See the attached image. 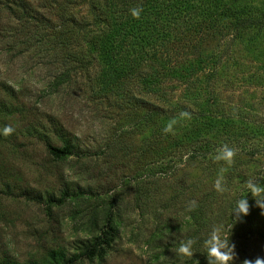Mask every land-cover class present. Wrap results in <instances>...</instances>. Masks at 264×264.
Instances as JSON below:
<instances>
[{
  "label": "rangeland",
  "instance_id": "1",
  "mask_svg": "<svg viewBox=\"0 0 264 264\" xmlns=\"http://www.w3.org/2000/svg\"><path fill=\"white\" fill-rule=\"evenodd\" d=\"M27 1L41 14L52 11L56 19L54 6L49 5L53 0ZM72 1L77 2L74 11L86 8L82 0ZM212 1L192 0L206 10ZM219 1V7L250 10L253 13L243 16L257 17V24L235 36L227 27L231 18L204 27L209 20L202 10L195 26L198 34L188 36L172 25L167 27L171 36L167 52L174 50L177 55L172 54L168 67L180 70V76L168 74L155 87L186 109L193 105L186 101L190 96L184 99V95L208 92L211 99L201 100L203 106L214 108L221 103L224 113L244 116L233 122L229 133L221 123L214 131L201 129L203 120L186 115L148 117L152 103L165 102L159 100L160 92L139 93L131 80L126 86L142 102L134 96L125 98L123 93L121 98L90 94L87 83L94 77L86 71L76 76L72 72L68 83L53 88L51 80L59 66L48 49L21 53L15 48L6 51L0 44V101L10 102L13 110L0 117V264L13 259L20 263L40 260L50 250L76 253L82 242L98 233L107 217L113 219L116 236L106 254L81 258L75 264H167V229L176 242L187 238L190 232H184L182 225L177 229L176 221L185 217L191 202L208 192L212 196L208 201L210 216L214 220L223 217L226 228L222 229L233 228L226 208L231 197L246 196L249 212L242 217L246 225L236 224L235 232L252 225L264 230V204L259 207L256 203L264 199V0ZM2 20L10 21L6 28L18 25L12 19ZM197 36L196 41L190 40ZM151 62L142 60L135 73ZM169 124L171 132L164 133L162 129ZM5 126L13 128L7 136L3 134ZM198 126L201 136L215 143L207 162L187 161L186 156L177 154L191 138L184 132ZM62 135L74 145V155L54 161L44 140L58 145ZM180 141L185 143L177 145ZM225 145L234 152L230 162L216 160ZM249 149L256 155L243 152ZM169 155L173 156L172 165H167ZM218 180L222 190L215 187ZM250 180L262 191L246 192ZM49 197L59 201L49 202ZM106 206L111 213L105 215ZM249 216L253 221L248 223ZM253 231L248 240L239 234L232 238L244 241L248 250L233 264L253 261L251 256L264 259V233ZM239 242L236 246L241 249Z\"/></svg>",
  "mask_w": 264,
  "mask_h": 264
},
{
  "label": "trees",
  "instance_id": "2",
  "mask_svg": "<svg viewBox=\"0 0 264 264\" xmlns=\"http://www.w3.org/2000/svg\"><path fill=\"white\" fill-rule=\"evenodd\" d=\"M82 2L86 8L78 13L74 11L76 1H50V8L54 6L55 19L52 11L48 10L46 14H41L38 9L30 4V1L0 0V44L4 45L5 50L15 48L17 52L21 53L28 50L44 53V50L48 49L50 51L49 56L59 66L51 80L53 88L68 83L71 77L76 76L79 72L92 73L94 79L87 83V89L94 96L117 95L118 98H121L120 95L123 93L125 98L131 99V96L134 95L130 90L131 88L126 86L129 80L132 84L136 83L140 90L139 93H154L156 95L160 89L155 86L164 82L165 76L171 74V76L169 75L171 78L173 75L179 77L180 70L169 69L168 67L172 54L175 55L174 57L177 55L174 50L167 52L166 43L171 39L170 30L167 27L172 25L174 30L176 29L177 32L188 36L190 33L198 34L195 26L199 21V11L204 10L208 14L209 22H206L204 26L208 28H211V25L220 18L221 20L223 17L231 18L227 27L235 36H239L245 29L255 26L256 20H259L257 17H251V15L243 16L245 13H253L250 10L249 12L237 11L230 7L225 8L222 4V7H219V0L212 1L208 6L211 9L207 7L208 11L205 6L195 5L192 0H82ZM133 8L142 9L139 18L131 16L130 10ZM3 17L14 20V23L18 25L14 29L13 27L6 28L11 23L10 21L9 24L8 21H3ZM181 23L184 24V27ZM192 39L190 40L194 42L198 36ZM146 58L152 59L153 62L149 63L145 70L140 69L135 73V69ZM200 87L205 90L202 85ZM207 93L198 90L192 92L191 95H184V99L190 96L186 101L193 105V109H186L178 103L179 101L166 98V95L160 92L158 94L161 96L159 100L165 104L152 103L148 117L157 119L161 114L167 116L180 114L182 117L186 115L188 118L203 120L201 129L206 128L209 132L214 131L216 124L221 123V128L229 133L233 122L236 123L239 116L241 118L244 116L235 115L234 112L224 113L225 110L222 109L224 105L221 103L215 105L214 108L203 106V101L211 99L210 94ZM202 95L204 99L201 97ZM214 96L217 98L218 95L214 94ZM214 96H212L213 102L216 101ZM132 98L142 102V99H137L135 96ZM10 104L8 101H0V117L6 116L8 112L13 113V110H10ZM167 108L174 112H168ZM190 131L188 134L184 132L187 137H191L188 139L190 141L178 142L177 145L185 144L177 154L186 156L187 161L197 159L207 162L208 154H213L212 150H214L215 143L201 136L199 126ZM61 138L62 140L58 145L49 142L48 139L44 140L46 152L54 161H64L74 155V145L70 140H65L63 135ZM229 139L232 141L233 138ZM243 152H248L247 154L251 157L256 155L254 149ZM172 155L167 156V165L169 162L172 165ZM174 169L173 173H175ZM261 180H264V176L261 177ZM246 188V192H249L248 185ZM210 195L208 192L204 198L195 202L191 211L188 210L191 205L185 208V217L182 215L176 221L175 227L177 229H180L182 225L184 232H190L187 238L184 237L182 241L176 242V236L167 229V264H209L207 249L210 245L208 242H215L217 239L221 242H228L222 250L233 255V259L228 261V264H233V260L242 255V258L245 257L248 252L244 241L232 239L234 235L239 234L242 240H248L252 236L253 230H257L256 233L260 235L264 233L263 229H257L256 226L252 227L253 225L247 230L241 226L239 231H246L243 235L242 232H235V225L242 223V219L235 221L232 214L234 202L238 198L235 196L231 197V201L226 207L230 214L229 226L233 225V228L222 229L226 226L223 217L220 216L218 220H214L210 216L208 203L212 200ZM48 201H59V199L49 197ZM109 207L106 206L105 212L108 213L105 215L111 213ZM176 218L178 219V216H175ZM95 219L92 217V220ZM252 221L249 216L248 223ZM217 222L216 229L220 230L216 231L213 225ZM169 225L167 223V227ZM242 225H246V223H242ZM98 229V233L92 234L88 241L81 243L82 245L78 247L76 253L68 255L62 249L50 250L40 260L34 259L27 263H20L13 259L2 261L1 264H75V260L81 258L89 260L102 258L115 239L116 227L113 226V219L107 217ZM213 230H215V236H212ZM235 236L238 237V235ZM189 238L194 241L190 254L178 255L179 245ZM236 242L241 244V249L237 248ZM250 259L254 261L252 256Z\"/></svg>",
  "mask_w": 264,
  "mask_h": 264
},
{
  "label": "clouds",
  "instance_id": "3",
  "mask_svg": "<svg viewBox=\"0 0 264 264\" xmlns=\"http://www.w3.org/2000/svg\"><path fill=\"white\" fill-rule=\"evenodd\" d=\"M141 11L142 9L140 8H133L130 10V14L133 18H139ZM171 130H172L171 124L165 126L162 129L164 133H169L171 132ZM12 132H13V128L10 126H5L3 129V134L5 136L11 134ZM233 156H234L233 150L231 148H228L225 145V146H222V148L218 151L216 155V160L230 162ZM215 187L218 190H222L219 180L216 182ZM248 188H249V192L252 194L262 191L261 186L257 185L254 181H251V180L248 181ZM256 203L259 207H261V205L264 204V199H262L259 203L256 200ZM194 204L195 202H191V206L188 209L189 211L192 210V207H194ZM248 212H249V205H248L246 196H243L234 202L232 214L235 217V221H240L242 217L248 215ZM212 236H215V230H213ZM193 244H194V241L191 238L182 242L177 249V254L178 255L190 254V250ZM208 244L210 245L207 249L209 264H228V261L230 259H233L232 254H228L222 250L224 249L225 245L228 244V242L226 241L221 242L217 239V241L215 242L209 241ZM230 247L232 248V246ZM243 264H264V259L257 258L254 261L245 260Z\"/></svg>",
  "mask_w": 264,
  "mask_h": 264
}]
</instances>
